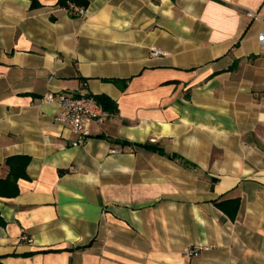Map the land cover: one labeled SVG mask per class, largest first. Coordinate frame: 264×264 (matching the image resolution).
<instances>
[{"label":"crops","instance_id":"obj_1","mask_svg":"<svg viewBox=\"0 0 264 264\" xmlns=\"http://www.w3.org/2000/svg\"><path fill=\"white\" fill-rule=\"evenodd\" d=\"M37 1L0 0V262L264 264V0ZM50 92L115 107L78 142Z\"/></svg>","mask_w":264,"mask_h":264},{"label":"built area","instance_id":"obj_2","mask_svg":"<svg viewBox=\"0 0 264 264\" xmlns=\"http://www.w3.org/2000/svg\"><path fill=\"white\" fill-rule=\"evenodd\" d=\"M66 9L75 16H82L85 12L84 7L71 2ZM257 40L259 43H264V29L258 33ZM159 52L158 49H152L153 54ZM43 101L59 105V110L54 117L55 120L78 134V142L91 135L93 123H104L110 115V112L104 108L97 98L88 93L73 95L64 92H50L43 96ZM197 250V247H190L186 248L185 252L187 255H196Z\"/></svg>","mask_w":264,"mask_h":264},{"label":"trees","instance_id":"obj_3","mask_svg":"<svg viewBox=\"0 0 264 264\" xmlns=\"http://www.w3.org/2000/svg\"><path fill=\"white\" fill-rule=\"evenodd\" d=\"M32 6L38 5L37 0H31ZM74 3L75 5L86 7L88 5V0H58L57 4L61 7L68 8L69 3ZM97 100L104 106L106 110H114V102L105 95H99ZM143 147L154 148L161 153L164 151L160 147L151 146L148 144H143ZM30 157L28 155H11L8 156L4 164L7 166V175L4 178H0V196H15L18 193L17 180L20 178H28L26 167L29 163ZM238 207V200L234 201V208L230 213L231 218L234 217ZM0 222H3L0 217ZM0 264H2L0 262Z\"/></svg>","mask_w":264,"mask_h":264}]
</instances>
